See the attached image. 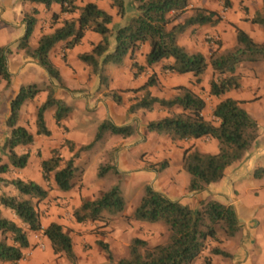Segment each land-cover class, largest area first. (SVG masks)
I'll list each match as a JSON object with an SVG mask.
<instances>
[{
    "label": "trees",
    "instance_id": "obj_1",
    "mask_svg": "<svg viewBox=\"0 0 264 264\" xmlns=\"http://www.w3.org/2000/svg\"><path fill=\"white\" fill-rule=\"evenodd\" d=\"M118 11L119 16L135 12L125 26H114L113 16L90 2L78 6L75 0H23L25 3L44 5L50 8L53 4L62 6V14L70 16L62 19V14H55L50 22V32H42L36 47L31 45V37L39 22V11L31 9L24 15L27 24L26 35L18 41V50L35 60L49 76V82L42 86L36 83L22 85L18 94L10 103V114L6 125L9 136L1 143L2 154L8 159L7 164L0 166V173L5 174L13 169L23 170L30 161L31 153L21 149L35 144V135L26 126L20 124L23 107L33 102L46 92V100L37 108L35 126L37 136H50L46 114L55 110L54 119L58 126L72 113L73 108L65 101L56 97V89H66L63 77L58 67L50 58L53 48L66 43L67 49L78 46L88 32L101 36L99 44L94 45L91 52L79 55V59L92 68L105 82L106 66L109 64L123 66L128 56L146 43L150 51L146 56V66L152 67L166 62L163 71L171 74H193L195 83H200L209 65L213 70L210 81L211 96L220 98L232 90L241 88V76L237 73L239 66L246 62H257L264 58V45L256 42L247 32L237 29V44L232 49H217L211 54L209 61L201 52L191 53L179 43L180 35L186 33L195 25H215L220 21V15L202 7L193 9V15L183 23L177 19L188 11L191 0H109ZM225 7H230L227 0ZM78 14V17L75 15ZM264 28L263 8L257 12L252 21ZM58 24H61L60 26ZM112 44L114 46L112 47ZM9 46L0 47V83L9 91L13 87V74L9 68ZM133 67L142 68L134 63ZM157 84V76L152 75L148 82L136 90L144 93L130 107L135 113L144 108L152 110L160 105L170 110L165 118L151 121L146 129L159 135L169 136L172 141H194L209 137L216 139L219 145L217 154H204L194 145L184 152L183 168L190 175L189 193H197L207 189L211 184L218 183L225 177L227 169L242 161L259 137V123L242 107L243 102L226 98L214 109L215 121H208L203 116L206 101L189 87H177V94L170 99L152 96L150 88ZM121 92L112 91L109 96L117 104L123 103ZM1 104V98H0ZM181 108L180 112L172 111ZM106 133L129 138L137 134L136 126L118 127L105 120L99 127L94 142L75 152V144H66L73 157L65 160L59 149H53L51 158L42 161L43 178L59 193L73 190L81 182V170L75 165L80 153L90 150L95 143L103 139ZM169 167L168 161L150 164L149 169L160 173ZM113 171L119 174L115 165H100L99 177H104ZM264 176V169L256 172L258 179ZM12 185L16 194L0 196V205L9 210L16 221L3 215L0 210V264H18L26 257L25 250L30 248V232H42L49 240L54 254L65 257L72 264H77L78 257L74 250L73 239L61 224L52 222L43 227L41 203L50 195V190L41 184L21 178L6 181ZM82 186V185H79ZM126 208V200L121 187L117 184L103 192L94 200H82L79 208L74 210L75 221L81 224L103 222L121 216ZM130 220L148 224H163L169 231V238L164 244L151 246L142 238H134L129 245L130 256L116 261L108 243L99 240L98 245L107 255L111 264H195L206 250L209 254L204 264H211L213 256L233 260L234 254L221 247L225 240L239 238L243 227L235 208L213 199L200 202L199 209H192L179 201H173L165 194L156 191L151 186L145 187V193ZM222 236L224 238H222ZM211 243L216 245L210 247Z\"/></svg>",
    "mask_w": 264,
    "mask_h": 264
},
{
    "label": "crops",
    "instance_id": "obj_2",
    "mask_svg": "<svg viewBox=\"0 0 264 264\" xmlns=\"http://www.w3.org/2000/svg\"><path fill=\"white\" fill-rule=\"evenodd\" d=\"M75 1L80 7L90 2L96 3L100 8L110 13L113 16V24L111 27L118 25L125 26L135 15L133 11L128 12L123 17L119 16L117 9L112 6L109 0ZM226 2L227 0H191L188 11L177 19V23H183L186 18L192 16L193 9L196 7L217 12L220 15V21L215 25H195L191 27L186 33L180 35V45L191 53H203L209 61L211 54L217 49L218 45L214 48L210 47L207 42L204 43L202 41V35L208 34L206 38L218 39L221 43L222 50L232 49L237 44L238 28L247 32L256 42L264 45V28L252 22L255 14L262 10L263 0H229L230 7H225ZM33 8L39 11V15L37 16L39 22L30 41L31 45L36 47L42 32H50L53 30L50 22L55 14H62V6L60 4H53L50 8H46L44 5L25 3L23 0H0V47L9 46L13 51L9 58V68L13 74L12 88L15 95L18 94L22 85L30 83L38 84V81L48 83L50 80L45 70L35 60L27 57L24 52L18 51L17 48L18 41L27 32L24 15ZM75 17H78V14ZM69 18V15L62 14V19ZM58 25L60 26L61 24ZM101 40L102 38L99 34L88 32L83 41L75 48L67 49L66 43H60L51 51L50 58L60 70L66 87V89L57 88L56 97L65 101L73 108V111L62 122L61 126H58L54 119V109L46 114L47 125L51 131V135L48 137L37 136L35 129L30 130L28 128L35 135V144L29 147L30 149H27L30 151L31 157L28 166L22 172L21 178L37 183H40L43 178L41 171L36 173L31 171L30 163L34 158V148L42 147L44 160L51 158L53 149H61L62 157L65 160H69L73 157L74 153L69 150L65 143L67 141L73 142L76 147L75 152L78 151L80 148L94 141L96 134L88 130L90 120L91 125L99 127L105 120L110 119L118 127L134 125L137 128V134L129 138L118 137L112 142L113 146H111V151L115 150L114 155L116 156L115 158L113 157L110 163L111 165H115L119 171L121 187L126 200L124 216L130 217L133 215L140 202V200L137 202L139 191L142 189L145 191L146 186H151L156 191L165 194L171 200L179 201L195 210L200 208L201 201L207 199H213L222 204L231 205L238 214L244 233L247 231L251 232L250 223L252 219L258 216L257 212L259 209L264 208V196L256 195V191H262L261 186H264L256 183L264 179V176L260 179L256 177V171L264 169V161L261 156L264 153L263 148L258 145L254 149V144L242 161L233 164L227 169L222 181L211 184L204 191L189 193V184L185 186L187 179L183 175L185 171L183 168L185 150L189 146L194 145L204 154H217L219 151L218 141L205 137L194 141L183 140L174 142L169 136L149 132L146 129L149 122L167 117L170 112L169 109L156 105L152 110L142 108L135 113H131L130 107L137 99H141L144 96L142 91L136 92V90L143 87L152 75H156L157 84L150 88L152 96L161 99H170L177 94V87L184 86L192 88L195 93L206 101V108L203 111L205 119L215 121L218 124L217 119L213 116V112L216 106L226 98L243 102L242 107L251 116L255 113L258 114L264 107L262 100V96L264 95V81L258 86L255 83L253 88L247 87V82L250 80L247 75V77L242 79L240 89L232 90L225 96L217 98L210 94V81L213 77L211 65H209L200 83H195L193 74L177 75L163 71L165 61L152 67L144 68L146 66V56L150 51V45L146 43L135 50L133 54L129 55L123 66L107 65L105 71L107 80L103 82L99 75L92 72L90 66L79 59L80 54L91 52L94 45L99 44ZM188 40H191V43L195 46L188 43ZM113 46L114 44H112ZM134 63H137L142 70L133 67ZM239 72H242V69L239 68L237 73L239 74ZM38 78L40 79L37 80ZM251 81L253 82V80ZM112 91H125L121 92L123 96L122 104H117L109 96ZM8 111L10 114V104ZM80 111L84 115L79 117ZM172 111L180 112L181 108L175 107ZM23 120L24 111L21 115L20 124L25 126ZM8 136L0 140V150L1 143ZM259 138L260 136L255 143L258 142ZM40 143L41 146L39 147ZM25 152L26 150L22 151V153ZM87 152L80 153L75 161L76 166L78 161ZM102 156L100 155L96 158L97 164H100L104 160ZM135 157L136 163H134ZM165 160L169 161V167L160 173L148 168L150 164H157ZM7 163L8 161L5 162V164ZM182 177L185 183L181 189H178L177 182L179 180L181 181ZM3 189L4 192L7 191V188L4 186ZM103 190L101 185L89 188L84 183L82 187H76L67 193H59L55 190L56 196L67 198L66 201H63L64 209L51 208L48 216L45 218L42 216L44 228L52 222L65 227L66 232L73 239L74 250L78 257L77 264H111L107 255L103 254L96 244L101 239L99 237L94 238L93 235L91 236V222L87 224L78 223L75 221L73 215L74 210L81 206L83 199L93 200ZM7 192L16 194L15 188L10 189L9 187ZM2 195L6 194L1 192ZM133 198H135L136 204H128V202H132ZM47 208H49V205ZM0 210L4 216L17 222L16 217L9 210L4 209L1 205ZM124 216L113 217L112 223L105 230L113 232L114 234L113 225L115 223L113 222L125 223L123 222ZM126 225L123 230L127 234L130 235L131 232L129 231L131 230H138L139 232L135 231V238L145 239L149 243L152 242L154 246L160 243V241L156 242V239H158L157 235L160 237L159 232H156L155 236L151 233L150 237H148L140 229L142 228L145 231L151 229L154 231V228L157 230L161 224H148L132 220L128 224L126 222ZM251 236H249V242L252 240ZM167 238L166 235L164 241ZM29 239L31 246L25 250L26 257L29 258H26L18 264H49L58 259L52 250L49 240L42 232H30ZM122 243L125 244V247H129L130 245L128 239ZM37 244H43L45 252L39 248H35ZM110 247L114 253L117 246L113 245L112 247L110 245ZM247 247L248 249H245L242 246L241 251L233 253L235 257L231 260V264H264V257H246L250 246L247 245ZM95 255L98 257H95ZM216 258H214V261L217 260ZM65 260L61 258L60 262L63 264ZM195 264H198L197 261Z\"/></svg>",
    "mask_w": 264,
    "mask_h": 264
},
{
    "label": "rangeland",
    "instance_id": "obj_3",
    "mask_svg": "<svg viewBox=\"0 0 264 264\" xmlns=\"http://www.w3.org/2000/svg\"><path fill=\"white\" fill-rule=\"evenodd\" d=\"M126 1L128 3L130 0H126ZM206 35H208V34L202 35V41H204V43L207 42L210 47L214 48L220 42L218 39H215L213 44H212L209 42V39L206 38ZM188 43L192 44L191 40H188ZM192 45H194V44H192ZM12 53H13V51H12ZM11 54L9 55V58H10ZM239 68L242 69V72H239V75L241 76V81L243 78L247 77V75H248V79H250L247 82V85H248L247 87L253 88L255 86V83L258 86L262 81H264V58L260 59L257 62L242 63L239 66ZM239 68H238V70H239ZM39 79L40 78H38L37 80H39ZM251 80H253V82ZM44 83H46V82H44ZM44 83H43V81H38V84L41 86ZM246 94H247V92H246ZM46 95H47L46 92H44L43 94H40L35 101L30 102L23 107V110H22V113L24 111V120L23 121H24L25 126L27 128H30V130H33V129L36 130V126H35L36 110L46 100ZM15 96L16 95H15V92L13 91V88L9 91H6L4 89V83H0V98H1V104H0V140H2L4 137L9 135V133H10L9 128L6 125V120L9 116L8 106ZM262 100H263V104H264V95L262 96ZM81 115L83 116L84 114L80 111L79 117ZM252 117L257 122H259V124L261 125L260 135H259L260 138H259L258 142L255 143L254 149H256V147H258V145H259V147L263 148V150H264V107L260 112H258V114H256V113L253 114ZM20 123H21V121H20ZM99 127H100V125H99ZM99 127H96L95 125H91V120H90V125L88 126V130L93 131V133L96 134L95 138L98 134ZM118 137L122 138V136L114 135L112 133H106L104 135L103 139L100 140L99 142L95 143L94 146L90 150H88V152L84 151L87 153L84 154V156L77 163V166L80 168V170L82 172L80 175L81 182L79 183V185L83 186V183H84L85 186L89 187V188L101 185L104 189L103 191H101L103 193V192L107 191L108 189H110L111 187H113L117 184H121L120 174H116L113 171H110L104 177H99V175H98L100 165H111L110 162H112L113 157L115 158V156H116V155H114L115 150L111 151V149H112L111 146H113L112 142H114ZM95 138H94V140H95ZM112 138H113V140H112ZM39 140H40V138H39ZM92 143H90V144H92ZM65 145L67 146L66 143H65ZM40 146H41V143L39 144V147ZM41 148L42 147L34 148L35 150L33 149L35 151L34 152V158L32 159V162L30 163L31 171L33 173H36L39 171L42 172V161L45 158H44L43 151ZM23 150L25 151L27 149L22 148L21 153ZM59 150L62 151L61 149H59ZM100 155H103L102 159H104V160H102V162L100 164H97L96 158H98V156H100ZM261 156L263 157V161H264V153H262ZM7 161H8L7 157L5 155H3L2 151L0 150V166L5 164V162H7ZM165 161H168V160H165ZM134 163H136V157L134 158ZM23 170L13 169V170L5 173V174L0 173V175H3V176H1L2 178L0 177V196H1V192H3L6 195H11V193H9L7 191L9 190V187H10V189H14V187L10 184H6L5 182L6 181L9 182V181H12L14 179L21 178ZM259 170H261V169H259ZM259 170H257V171H259ZM183 175L187 179L186 180L187 182L185 183V181H183V177H182L181 178L182 180L181 181L179 180L177 182L178 183V189H181L184 186V183H185V186L190 184V180H191L190 175L185 171L183 172ZM42 176H43V172H42ZM256 183L258 185H264V179H262L260 182H256ZM39 184H41L43 187L48 188L50 190L49 198L45 202L41 203L39 206V210H40L43 218L48 216V212L51 210V208L64 209L63 201H66L67 198H61V197L56 196V191L53 188V185H54L53 182H50V184H49L48 182H46L44 180V178H42V180L40 181ZM79 185H77L76 187L77 188L82 187ZM3 186L7 188L6 192H4ZM261 190L262 191L257 190L256 195L263 197L264 196V191H263L264 186L263 187L261 186ZM144 193H145L144 189L139 191L137 202H139V200H141ZM98 196H100V195H98ZM253 199H255V198H253ZM129 201H130V198H129ZM128 204L135 205L136 204L135 198H133L132 202H128ZM48 205H49V208H47ZM129 208H130V206H129ZM257 215L258 216L254 217L250 223V227L252 229L251 232L247 231L244 233V230H243V233L239 238H235V239H231V240H225L224 244H222L221 247L230 251L231 253H235V252L237 253V252L242 250V246H244L245 249H248L247 245H249L250 247H249L248 252L246 253V257H264V208L259 209L257 212ZM121 216H124V215L122 214ZM130 221H132V220H130L128 218V216H124L123 222H125V223H119V222L114 221L113 222V223H115V225H113L114 234H113V232H109L108 230H105L112 223V218L108 220L107 226H104L105 224L103 222L91 223V236L93 235L94 238L99 237L101 239V241L108 243L112 247H113V245L117 246V248L115 249V251L113 253L116 261H119V260L124 259V258H128L130 256L129 247L128 246L125 247V244L122 243L126 239H128L129 242L131 243V241L136 237L135 231H138V230L129 231V232H131L130 235L127 234V232H125V230H123L124 226L126 225V222L128 224V223H130ZM166 229H167L166 226L161 224L160 227L157 228V230H155V228H154V231H152L151 229L145 231L142 228L140 230L144 234H146L148 237H150L151 233L153 234V236H155V233L159 232L160 237H159V235H157L158 239H156V242L160 241V243H158V245H159V244L166 243V241L169 238V231H168V229L167 230ZM165 231H167V232H165ZM166 235L168 238L166 241H164V238L166 237ZM250 235H252L251 236L252 240H250V242H249V236ZM222 238H224V237L222 236ZM150 243H151L150 244L151 246H154L152 244V242H150ZM248 243H250L251 245ZM96 244H97L98 248L102 251V253L105 254V252L102 250V248L98 245V241ZM214 245H216V244L211 243L210 247H212ZM35 248H39L41 251L45 252V248H44L43 244H37V246H35ZM112 252H113V250H112ZM208 254H209V250H206L204 252L203 256L197 260V263L198 264H204V260ZM234 256H235V254H234ZM95 257H98V256L95 255ZM216 257H218V258H216ZM26 258H29V257H25V259ZM61 258L66 259L65 261H63V264H72L69 260H67V258H65V257H61ZM61 258L58 257V259L55 262L52 261V263H49V264H62L60 262ZM214 258H216L217 260L214 261ZM211 264H231V260L222 258L220 256H213L212 260H211Z\"/></svg>",
    "mask_w": 264,
    "mask_h": 264
},
{
    "label": "built area",
    "instance_id": "obj_4",
    "mask_svg": "<svg viewBox=\"0 0 264 264\" xmlns=\"http://www.w3.org/2000/svg\"><path fill=\"white\" fill-rule=\"evenodd\" d=\"M214 40L215 39H213V38H209V42L212 43V44H213Z\"/></svg>",
    "mask_w": 264,
    "mask_h": 264
}]
</instances>
